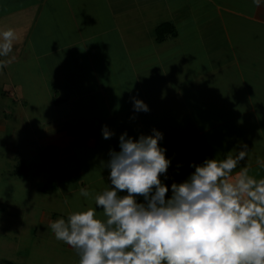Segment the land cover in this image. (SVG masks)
Segmentation results:
<instances>
[{
    "label": "crops",
    "instance_id": "1",
    "mask_svg": "<svg viewBox=\"0 0 264 264\" xmlns=\"http://www.w3.org/2000/svg\"><path fill=\"white\" fill-rule=\"evenodd\" d=\"M49 2L0 0V31L12 28L18 35L10 56L0 57L10 60L0 69V78L11 87L5 90V81H0V110L4 111L0 132H6L7 116L13 114L9 98L18 94L26 107L32 104L35 111H42L40 119H33L40 135L23 152L11 176L41 180L44 194L51 191L49 185L62 192L64 184L74 179L78 183L69 187L67 195L81 188L91 190L99 175V180L110 183L106 147L119 151L122 133L135 140L152 135L155 129L162 133L159 146L171 161L167 178L161 176L166 186L184 181L194 171L190 164L222 159L240 144L249 148L250 175L264 178V0L259 7L253 0H103L101 34L107 38L103 45L117 46L122 52L116 61L121 82L117 90L106 81L115 76L114 71L108 66L100 74L86 50V42L94 35L83 31L98 21L96 7L88 9L90 0L72 1L64 13L72 23L59 29L57 42L46 41L55 48L50 54L42 52V32L35 29ZM67 31L71 34H64ZM180 31L183 38L192 31L199 38L202 66L197 73L189 68L191 56L186 55ZM144 47L158 62L156 80L150 83L156 88L138 80L144 77L137 67L146 61ZM61 74L68 77L66 85L57 80ZM133 98L143 101L149 111H134ZM91 101L93 105L88 106ZM70 102L88 107L90 116L58 112ZM103 126L114 133L110 139L103 138ZM7 147L14 156L21 154V144L15 140L8 141ZM79 156L86 162L77 163ZM107 186L102 184V191ZM137 199L143 202L142 197ZM50 217L54 218L49 216L48 221Z\"/></svg>",
    "mask_w": 264,
    "mask_h": 264
},
{
    "label": "clouds",
    "instance_id": "2",
    "mask_svg": "<svg viewBox=\"0 0 264 264\" xmlns=\"http://www.w3.org/2000/svg\"><path fill=\"white\" fill-rule=\"evenodd\" d=\"M17 40L14 29L0 31V57ZM9 63L0 60V69ZM133 109L149 111L135 98ZM102 135L114 133L103 126ZM162 139L155 129L135 140L122 133L105 164L110 185L95 195L81 188L95 207L50 222L55 239L75 251L78 264H264V178L250 175L248 145L190 164L194 171L169 187L161 180L171 163Z\"/></svg>",
    "mask_w": 264,
    "mask_h": 264
},
{
    "label": "rangeland",
    "instance_id": "3",
    "mask_svg": "<svg viewBox=\"0 0 264 264\" xmlns=\"http://www.w3.org/2000/svg\"><path fill=\"white\" fill-rule=\"evenodd\" d=\"M64 1L65 0H50L47 8L48 11H44L39 18V27L37 28L38 30L35 29V32H42V52L44 53L45 51L49 53L55 49L53 45H47L46 41L53 40L57 42V37H59L60 34L59 29L61 27L62 29L65 27L67 28V26L72 23L64 13L67 8L71 9L73 0H68V3L65 5L63 3ZM102 1L103 0H90L89 2V4H92L88 6L89 11H92L94 6L96 7L94 13H96L95 17L96 19L98 18V21L96 23L97 25L89 28L87 31H83L89 36L94 35V37L86 42V45H88L86 50H88L89 55L93 58V67L99 71L100 74H105L108 66L114 71L112 74L115 76L113 77L110 75L108 78L106 77V81L112 89L117 90L121 82L120 77H118L119 69H117L116 61L122 52L117 46L108 45L107 47L103 45V43L106 42L104 40L107 38L105 35L102 36L101 34L103 33L102 26L105 25L102 24L101 10L104 6L103 3H101ZM105 18H107V16H105ZM64 34L68 35L71 34V32L67 31L64 32ZM180 34L182 35L180 41H182V44L185 45L187 50L186 55L191 56L189 68L191 72L197 73L200 66H202L198 58L199 54H202L200 52L201 47L198 45L199 38L193 31L189 32V34L186 32L184 38V33H182V31H180ZM146 48L144 47V51H142L143 55H145L143 59L146 61L137 64L138 70L141 68L139 72L144 77L138 80H147L149 84L148 87H151V85L154 84V82L150 84L151 81L153 79L156 80L155 73H157V70L155 68L158 67V62L153 58L152 51L149 50L148 47ZM68 49L70 48L66 50ZM63 56L67 58L70 54L69 56L63 54ZM42 63H45L44 59H42ZM68 63L69 62H67V64L65 63V65L70 66V63ZM72 65L74 67L73 63ZM71 67L72 66H70V68ZM86 67L88 68V66ZM74 72L76 71L73 69V73ZM67 78V75L61 74L57 80L60 81L62 85H66V81H68L66 80ZM0 81L2 82L5 80H1L0 78ZM4 83H6L5 90L11 88L8 81ZM155 85H153V87H155ZM125 87H127V85ZM90 98L94 100V97ZM80 99L86 100L87 97L84 99V97L80 96ZM15 100L21 102V104L16 103ZM8 102L9 107L13 109V114L11 116L7 114V130L6 132H0V258L11 260L18 264H78L79 257L75 251L65 243L55 239L54 234L49 228V224L60 218L67 219L70 213L86 210L89 207H95L94 200L91 197L86 199L80 196L79 192H74L71 196L67 195L69 187L71 185H77V179L64 184V189L61 190L62 192L59 190H52V186L49 185L47 190L51 189V191L44 194L40 188L44 187L45 183L41 180L33 179L32 176L27 180L11 176L18 161H22L20 157L23 156V152L28 146L32 148L35 144L33 141L40 135L39 128L36 127V122L34 120L42 117V111H35L32 104L26 107L25 101L23 100L22 103V99L18 94L12 97V99L9 98ZM87 105L92 106V101L90 103L88 102ZM59 111H63L62 115L66 113H85L90 116L91 114L89 108L85 105L76 106L75 103L72 104V102H70L68 106L65 105L62 109H59L58 112ZM3 113L4 111L0 110V116H3ZM97 114L99 117L100 115H105L103 112H95V115ZM35 116L39 118H35ZM25 139L28 140L27 145ZM10 140H15L17 144H21V154H19V156L17 154V156H14L9 151L7 142ZM109 144H111L110 147L113 146L111 141ZM106 149L103 150L106 155H108L110 150L116 151L114 146L111 149ZM80 159H82L80 156L76 158L77 163L80 162ZM82 160L86 162L85 157H83ZM106 161H108V158H106ZM72 166H75V164ZM99 177L100 175L98 176V180H95L93 189H87L93 195L102 192V184L110 185L107 179L104 178V180H99ZM86 180L88 182L92 181L90 178L89 180L86 178ZM63 194L66 195V200L62 197ZM42 212H44L45 215H43ZM48 214L54 218L50 217L48 221ZM42 217H45V219L43 220ZM97 218H104L101 209H97Z\"/></svg>",
    "mask_w": 264,
    "mask_h": 264
},
{
    "label": "trees",
    "instance_id": "4",
    "mask_svg": "<svg viewBox=\"0 0 264 264\" xmlns=\"http://www.w3.org/2000/svg\"><path fill=\"white\" fill-rule=\"evenodd\" d=\"M170 33H174L173 31H171ZM160 35H162V33L160 32ZM159 39L161 40L162 37H159ZM0 264H18L14 261H11V260H6V259H1L0 258Z\"/></svg>",
    "mask_w": 264,
    "mask_h": 264
}]
</instances>
